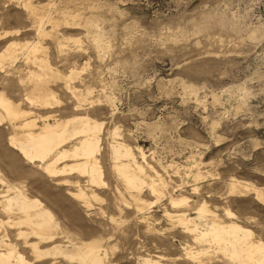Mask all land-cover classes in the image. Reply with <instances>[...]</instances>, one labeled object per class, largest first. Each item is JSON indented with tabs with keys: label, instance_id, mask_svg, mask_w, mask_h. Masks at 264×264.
I'll list each match as a JSON object with an SVG mask.
<instances>
[{
	"label": "rangeland",
	"instance_id": "obj_1",
	"mask_svg": "<svg viewBox=\"0 0 264 264\" xmlns=\"http://www.w3.org/2000/svg\"><path fill=\"white\" fill-rule=\"evenodd\" d=\"M12 43H40L37 56L55 75L46 89L53 107H35L26 101L30 72L42 70L27 51L0 65V95L42 117L36 132L46 117L102 124L106 185L80 179L89 209L70 194L76 184L50 180L10 147L18 131L0 128V177L51 210L57 243L101 242L105 264H191L187 247L199 254L193 264H232L180 223L183 214L197 219L202 206L207 219L235 222L264 242V0H0V56ZM114 142L143 168L140 192L115 170ZM175 199L185 202L174 207ZM46 261L36 264H54Z\"/></svg>",
	"mask_w": 264,
	"mask_h": 264
},
{
	"label": "bare ground",
	"instance_id": "obj_2",
	"mask_svg": "<svg viewBox=\"0 0 264 264\" xmlns=\"http://www.w3.org/2000/svg\"><path fill=\"white\" fill-rule=\"evenodd\" d=\"M31 12L34 17L37 16L36 9H32ZM20 48L27 51L28 60H31L33 64L42 70V73L30 72L29 82L33 85V89L30 90L29 95H26V101H29L30 105L35 107L48 109L53 107V95L46 89L49 84L47 77H55V75L48 68L45 61L37 56L42 48L40 43H28L23 46L12 43L0 56V65L5 64V62L15 63L18 58L17 51ZM56 77H58V74H56ZM38 119H42V117L33 118L32 112L22 110L3 94L0 95V128L9 125L13 131H18L10 138V147L18 152L26 163L40 169L50 180H56L59 185L66 188H71L76 184L79 193L70 194L81 200L88 209L91 208L90 195L88 196L86 191L80 187V179H86L91 188H101L106 185L103 181L102 167L98 159L102 124L90 119L88 116L75 117L66 123L55 121L54 124H51L50 118L46 117L43 120V126L36 132ZM74 141H76L75 144ZM71 143L74 145L69 147ZM111 153L118 175L121 176L129 189L140 192L145 185L142 180L144 176L142 178L140 176L144 170L136 160L133 151L121 143L114 142L111 146ZM142 156L145 160L143 153ZM124 161L126 163H123ZM132 168L134 170H131ZM68 177L77 178L78 181L73 182V178ZM159 178L161 179V177ZM153 179L155 178L153 177ZM157 183L152 182L149 185L151 192L155 195L159 193ZM15 185H11L0 177V264H36L43 263L46 259H50V262H54V264L58 259H64V261L71 264H105L107 253L101 242L77 243V241L75 243L73 242L74 238L73 241H70L72 237L69 236L70 239L64 244L57 243L59 239L58 231L61 228L51 210L38 199L30 198L24 188ZM96 197L93 194V198ZM184 202L185 200L175 199L170 204L176 207ZM207 213L206 206H202L197 211V219L189 218V215L186 216V214L178 217L186 230V234L189 235L188 238L191 236L192 240L202 247L208 246L210 249H216L223 258L232 264H264L263 241L252 240L251 231L235 222L230 221L225 224L216 219H207ZM227 216L232 218L233 214L227 212ZM111 221L112 223L115 222L113 219ZM64 234L68 233L64 232ZM60 237L62 236L60 235ZM43 245H50L51 248L42 249ZM24 249L32 252L35 262L30 261L25 256ZM185 251L187 262L193 264L200 259L194 248L187 247ZM210 251H213V249Z\"/></svg>",
	"mask_w": 264,
	"mask_h": 264
}]
</instances>
